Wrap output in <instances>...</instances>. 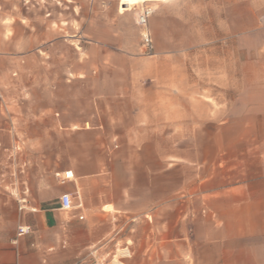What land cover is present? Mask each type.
I'll list each match as a JSON object with an SVG mask.
<instances>
[{"label": "crops", "instance_id": "1", "mask_svg": "<svg viewBox=\"0 0 264 264\" xmlns=\"http://www.w3.org/2000/svg\"><path fill=\"white\" fill-rule=\"evenodd\" d=\"M127 1L40 32L0 0V264H264V44L216 106L182 16L153 9L143 55Z\"/></svg>", "mask_w": 264, "mask_h": 264}, {"label": "rangeland", "instance_id": "2", "mask_svg": "<svg viewBox=\"0 0 264 264\" xmlns=\"http://www.w3.org/2000/svg\"><path fill=\"white\" fill-rule=\"evenodd\" d=\"M88 16L95 12L105 17L119 12L120 0H81ZM79 0L64 3V0H4L7 9H18L24 13L36 30L42 32L47 26L48 12H52L56 30L64 27L63 13L73 11L79 17ZM143 4L131 6L130 0L122 11L130 13L134 19L140 9H155L161 4L168 7V16L175 19L176 13L182 16L186 41H198L190 51L189 58L197 60L194 64V78L200 80L201 88L209 90L215 99L213 105L223 106L235 102L241 89L237 82L238 60L246 47L249 60L254 59L257 49L264 44V0H142ZM122 4V5H123ZM67 6V7H66ZM54 13V17L52 16ZM75 13V14H74ZM75 18V19H76ZM74 19V20H75ZM74 27L77 24L73 22ZM77 29V28H76ZM241 32H246L240 36ZM61 35L64 33L61 31ZM68 35V34H67ZM69 39V38H68ZM215 79V84L211 83ZM210 80V82L208 81ZM228 88H224V85Z\"/></svg>", "mask_w": 264, "mask_h": 264}, {"label": "built area", "instance_id": "3", "mask_svg": "<svg viewBox=\"0 0 264 264\" xmlns=\"http://www.w3.org/2000/svg\"><path fill=\"white\" fill-rule=\"evenodd\" d=\"M152 9L149 7H144L139 10L135 17V23L139 27L140 37H141V52L143 55H151L153 52V40L148 29V19L152 14ZM72 177L71 172H65L63 174V179H69ZM71 207V201L69 196L63 195L60 198V209L62 211H68ZM29 232V228L21 226L17 228L16 235L21 236ZM129 257V251L126 247H123L108 259L103 260L99 256H95L92 264H123V261Z\"/></svg>", "mask_w": 264, "mask_h": 264}]
</instances>
